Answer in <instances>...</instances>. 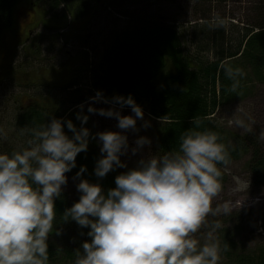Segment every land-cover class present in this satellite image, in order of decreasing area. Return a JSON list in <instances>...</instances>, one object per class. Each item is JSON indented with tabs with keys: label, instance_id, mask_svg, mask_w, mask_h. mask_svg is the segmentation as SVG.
Masks as SVG:
<instances>
[{
	"label": "clouds",
	"instance_id": "9594fccd",
	"mask_svg": "<svg viewBox=\"0 0 264 264\" xmlns=\"http://www.w3.org/2000/svg\"><path fill=\"white\" fill-rule=\"evenodd\" d=\"M226 26L227 20L219 15L209 22L210 28ZM222 69L232 80L231 91L236 92L246 72L227 62ZM97 102L111 106L97 108ZM125 106L132 114H122ZM77 107L79 126L72 119L52 116L38 127L20 129L26 136L23 146L0 151V264H48L55 202L68 182L66 173L96 138L101 153L94 166L98 181L83 178L87 166L81 165L73 177L78 178L79 199L62 214L64 222L88 228L86 235L91 238L76 249L74 264H218L219 241L201 244L194 234L208 226L210 214L232 211L229 201L212 206L223 187L220 166L231 160L220 134L201 129V120L194 119L195 126L181 135L178 150L149 154L129 168L121 157L151 145L144 135L136 137L134 146L129 144L128 131L138 132L137 121L144 120L142 106L131 94L107 97L98 90ZM89 114L114 117L119 131L91 133L85 126ZM248 120L237 117L234 123L247 129ZM142 126L148 127L149 122ZM6 138L0 127V141ZM259 139L264 140V129ZM117 168L127 170L115 176V187L105 189L99 178ZM220 227L218 221L211 224L212 231ZM55 231L60 234L59 228Z\"/></svg>",
	"mask_w": 264,
	"mask_h": 264
},
{
	"label": "trees",
	"instance_id": "16d2710c",
	"mask_svg": "<svg viewBox=\"0 0 264 264\" xmlns=\"http://www.w3.org/2000/svg\"><path fill=\"white\" fill-rule=\"evenodd\" d=\"M28 1L37 6L44 17L51 16L54 26L62 25L58 20L65 19L68 14L73 22L87 20L89 23L93 13L103 9L100 4H105L103 0ZM188 1H194L196 7L191 26L185 28L175 20L173 23L161 20V23L143 22L115 34L110 43L105 44L99 64L91 70V93L84 96L79 90H73L69 100L63 104L53 99L51 109L45 108L46 105L41 102L32 101L34 104L25 111H18L16 136L0 141V151L11 152L25 144L26 136L20 132L23 127H38L47 123L52 116L71 119L77 105L92 97L93 91L96 94L102 90L107 97L131 94L144 112L161 124L157 154L178 150L181 135L186 129L195 126L194 119H200L201 129H211L220 134L221 142L230 152V161L245 154L251 155L248 170L255 184L264 186V148L260 139L252 132L246 136H235L232 144L228 145L225 131L219 128L216 120L219 109L225 104L240 96L247 97L253 84L264 83V0L255 2L245 21L233 16H222L226 18L227 26L221 28L209 27L212 8L219 6L226 9L230 2L241 0ZM19 3H23V0H0V42L3 35L16 25L14 13ZM202 8L206 10L199 17L197 14ZM62 26L53 28L50 25L49 29L59 30ZM225 62L233 67L239 66L246 72L236 92L231 91L232 80L225 76L222 69ZM77 84H69L64 91L71 90ZM65 131L71 134L66 126ZM99 157L93 150L82 151L76 157L74 173L68 174L74 176L81 165H86L87 172L83 178L97 182L94 166ZM224 166H220L222 170ZM120 173L118 170L110 171L105 177L99 178V182L105 189L115 187V176ZM221 179L223 182V175ZM79 196L80 193L62 192L55 202V226L49 237L48 264H74L76 249L82 241L91 239L86 235L88 228L81 229L75 221L64 222L62 216L64 210ZM207 221L208 226H202L206 231H211L214 221L221 225L216 230H221L226 217L210 214ZM261 222L264 228V214ZM55 228L60 229L59 235ZM223 251L229 264H264V246L256 252L246 253L240 252L236 245L227 244Z\"/></svg>",
	"mask_w": 264,
	"mask_h": 264
},
{
	"label": "rangeland",
	"instance_id": "374dc122",
	"mask_svg": "<svg viewBox=\"0 0 264 264\" xmlns=\"http://www.w3.org/2000/svg\"><path fill=\"white\" fill-rule=\"evenodd\" d=\"M103 2L105 4H100L103 9L93 13L89 23L87 20L76 21V17L73 22L68 14L65 19L58 20L63 26H54L55 23L50 20L51 16H48L44 25L40 12L32 10L28 0L18 4L14 13L16 25L14 24V27L3 35L0 42V127L5 129L7 138L16 136L15 122L18 111H25L34 101L41 102L42 105H46L45 108L51 109L53 99L60 100L63 104L69 100L73 90H79L84 96L90 94L91 70L99 64L105 44L110 43L115 34L143 22L161 23V20L166 23H173L175 20L188 28L195 19L194 1L103 0ZM255 2L257 0L230 2L226 9L217 6L212 8L209 17L226 15L245 21ZM204 10L206 8L199 10L200 13L197 15L201 17ZM230 20L235 22L232 18ZM201 22L200 20L199 23ZM50 25L53 28L60 26L62 28L49 29ZM71 83L78 84L65 92V88ZM92 94L95 95L94 91ZM95 106L107 108L111 105L97 102ZM74 110L71 119L79 126L80 121L76 119V112L80 109L77 107ZM84 111L87 112V105ZM122 114H132L131 109L123 108ZM89 116L85 126L91 133L109 129L119 131L114 117L99 114ZM249 116L251 120H248ZM237 117L248 120L250 127L247 129L237 127L234 123ZM216 120L219 128L225 131L224 137L228 145L232 144L235 136H246L252 132L259 138L260 131L264 129V83L253 84L247 97L240 96L239 99L225 104L219 109ZM144 121L149 122L146 128L142 126ZM137 126L138 132L127 133L130 146H134L136 137L140 135L149 137L151 145L144 146L136 155L129 152L121 157L129 168L134 167L141 157L157 154L158 131L161 124L145 113L144 120H138ZM97 139L90 140L88 149L100 156ZM260 141L264 148V140ZM250 160L251 155L245 154L233 159L223 167V170L221 169L224 176L223 187L213 198L212 206L216 207L226 201L231 202L232 211L228 214L222 213L226 217L224 228L206 231L205 227H201L194 234L201 244L211 240L219 241L222 251L218 264H229L223 253L227 244L233 247L236 245L240 252L246 253L256 252L264 246V228L261 222L264 214V186L255 184L256 181L248 170ZM116 170L124 172L127 169ZM70 172L74 173V169ZM66 175L68 182L63 186V192L79 193L76 189L78 179L74 180L73 174Z\"/></svg>",
	"mask_w": 264,
	"mask_h": 264
},
{
	"label": "flooded vegetation",
	"instance_id": "af4514ba",
	"mask_svg": "<svg viewBox=\"0 0 264 264\" xmlns=\"http://www.w3.org/2000/svg\"><path fill=\"white\" fill-rule=\"evenodd\" d=\"M29 5H30V7L32 8V10H36V11H38V12H40V18H42V23L45 25V20H48L47 18L48 17H44V15L41 13V11L38 9V7L37 6H33L31 3H29ZM54 23V22H53ZM54 35V34H53Z\"/></svg>",
	"mask_w": 264,
	"mask_h": 264
}]
</instances>
